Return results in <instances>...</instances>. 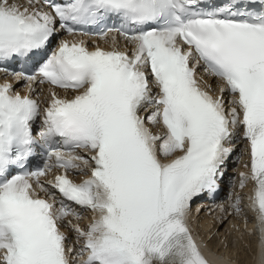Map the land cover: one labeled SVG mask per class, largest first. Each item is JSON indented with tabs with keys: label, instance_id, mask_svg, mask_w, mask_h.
<instances>
[{
	"label": "snow or ice",
	"instance_id": "obj_1",
	"mask_svg": "<svg viewBox=\"0 0 264 264\" xmlns=\"http://www.w3.org/2000/svg\"><path fill=\"white\" fill-rule=\"evenodd\" d=\"M58 33H119L134 51L81 40L49 55ZM200 67L219 82L215 99ZM0 73L28 91L0 83V264H207L185 220L194 199L218 192L238 130L264 229V0H0ZM37 84L79 94L53 93L34 132ZM77 208L97 214L73 228L78 252L61 231Z\"/></svg>",
	"mask_w": 264,
	"mask_h": 264
},
{
	"label": "bare ground",
	"instance_id": "obj_2",
	"mask_svg": "<svg viewBox=\"0 0 264 264\" xmlns=\"http://www.w3.org/2000/svg\"><path fill=\"white\" fill-rule=\"evenodd\" d=\"M23 0H19L22 4ZM123 46L125 43L118 40ZM200 83L203 88L211 90L217 88L218 81L210 80L200 76ZM58 94V92H57ZM64 93H59L63 95ZM38 97V93L35 94ZM68 96V94H67ZM45 95L39 98L43 101ZM162 143V142H161ZM234 152L227 162L223 171V178L231 180L234 183V191L228 201L216 206L202 204L200 210L191 209L186 216V224L189 232L196 234L198 240L202 243L199 250L206 248L217 255L219 260H214L217 264H264L262 259H258L262 254L261 242L263 240V229L257 222V217L249 213V188L250 181L246 174V152L239 135L233 139ZM175 158V157H173ZM233 165V169L229 167ZM245 177V186L240 188V178ZM239 200V212L234 207ZM91 212L85 210L80 219L69 220L63 223L62 233L67 237V245L70 249L79 250L80 245L76 242L73 228L79 226L81 229H87L93 220L90 219ZM77 261V259H76Z\"/></svg>",
	"mask_w": 264,
	"mask_h": 264
}]
</instances>
